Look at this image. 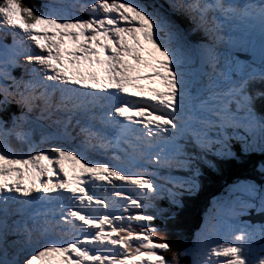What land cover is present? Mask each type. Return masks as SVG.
Segmentation results:
<instances>
[{
  "label": "clouds",
  "instance_id": "9594fccd",
  "mask_svg": "<svg viewBox=\"0 0 264 264\" xmlns=\"http://www.w3.org/2000/svg\"><path fill=\"white\" fill-rule=\"evenodd\" d=\"M143 1L146 2V4H144L141 7H146V12L147 9H150L152 11V17H153L152 19L148 14H146L149 17L150 23L154 25L155 28H160L159 34H155L153 38L145 39L146 44L149 46L151 40H154L156 42L162 40L163 42L168 41L170 43H173L174 45L177 46L178 54L181 57L180 63H177L176 57L171 56L166 51L160 52L159 50L151 49L150 47H149L150 52H145V55H143L140 58L138 56L139 53L141 52L140 47L133 44H129L127 40L122 41L121 45H119L117 41L111 37L110 33H106L105 36H101L99 34L100 33L99 29H97L98 32L96 34H92V33H86L84 31V28H82L83 34H80L78 30L72 32L71 29L68 28L60 29L55 27L56 31L65 32L66 47H68V45H71V43L74 44V46L76 47L77 45L80 44V41L91 39L97 36L103 38L105 42L104 43L97 42L95 43V46H99L101 48L103 47V49H112L113 51H119V50L123 51L124 48L128 50L134 58L139 59L141 68H147L150 73H156L158 75L159 84L153 87H155L160 92V98L162 100L170 101L173 104V106L176 108V110L183 113V115L186 118L185 127L182 128V132L180 135V139H179L180 146L179 149L177 150V153L173 155L172 159L165 160L164 163L166 164V167L164 169H159L155 172L154 175L152 174L150 175L149 180L151 184L149 188L145 189V192L141 191L140 196L136 197L135 202L132 201L131 196L126 191H124L123 195L118 198V201L124 203L125 207L127 208V211L123 214L113 215V218L109 222L107 228L109 229L110 232L104 238L105 244L112 239L116 243L114 246L115 260L113 264L117 263L118 261H121L123 264H141V259L144 256L153 259L152 262H155V264H162V261L158 258L156 252L148 250L150 255L145 252H141V250L144 249H138V247H133L130 243V240L134 235H137V233H135V230L141 227V223L146 218L151 216L152 210L159 208L154 204V202L160 200L162 195L166 191H170L174 187L176 181L185 182V180H183L180 177V174L188 173L195 165L196 160L200 158V150L198 148L200 143L196 139V137L199 138L204 137L211 144L210 150L212 151L214 149L216 150L215 153L212 152L211 161L216 159L217 160L216 162H219L222 159L221 155L227 153L228 145L230 144L231 141H234L235 146H237L238 148L247 149L245 152L246 153L245 157L264 158V146L261 144L264 143V132L259 130L258 127L262 118L261 117L256 118L254 115L250 117V121H251L250 125L251 127H254L253 129L254 138L251 135L250 137L239 138L237 140L229 139L228 141H225L224 139L222 140L218 139L217 136L215 135V131L217 129L215 125L211 123V117L202 118L201 116H196V115H195L196 117L194 116V114H197L196 107L201 99L199 95L195 94L194 91L190 89V82H188L187 79V74L192 77H197L199 74L198 73L199 67L205 70L204 74H206L210 72L209 69L212 66H216L221 62L222 64L225 62H235L238 64L244 63L247 65H244L240 68H236L237 73L241 72V73L250 74L252 72H256V74H260L261 71H264V28L261 27L257 31V35L254 36V39L248 41V43L250 44V51L247 54H239L234 52L233 46L227 42H226L227 43L226 46L223 45L224 42H222L223 44L217 45L218 43H221V41L217 40L215 37H222L224 39V35L227 34L222 32V29L224 27L221 26L220 23L217 26L212 25V27L215 28V31L214 29L209 30L207 29V25L204 24V22H201V21H205L207 18H199L195 12H193L192 10L191 11L193 12V14L188 12L189 10L183 7L181 4L177 5L179 7L178 12L176 13V15H173L167 9L160 6V4H159L160 6L159 8L156 5H154L150 0H143ZM30 2H35L36 5H39V8H37L33 14L28 12V7L30 6L29 5ZM17 5L19 8V12L23 16H25V19L28 22V26H27L28 31H31L32 27L42 28L46 26L48 23H50L48 21H45L42 27H37L33 25L34 23L38 24L43 22V20H45L44 19L45 12L43 11V5L38 0H17ZM180 7L182 9H180ZM1 11H5L7 16L11 20H13L14 23L13 24L11 23L12 25L11 31L12 32L14 31L15 33L16 21L14 19V16H16V14L11 13L10 11H7L6 9L0 7V12ZM20 18H24V17H20ZM54 18L55 17H53V19ZM0 20H2L1 16H0ZM200 23H202L201 26H199ZM232 28L231 30H234ZM206 30L207 33L209 34V37H212L213 39H207L204 40L205 42H200V40L203 39L202 37L204 38L207 37ZM70 32L73 33L71 39L68 37V34ZM165 33L168 34L170 40L163 37ZM125 35L126 34H123L122 38L125 39L126 38ZM24 36L28 37V34L26 33ZM75 36H78V39H74ZM176 37H178L182 41L184 45L183 48L178 46L176 42ZM242 39H244V36H242ZM109 41H113L115 42V44L109 45ZM206 42H208L210 46L214 49V54L210 58H208V60H206L207 59ZM81 47L82 49L80 51H82L83 49H88L90 46L81 45ZM161 56L165 58L166 62L171 63L174 66L176 73L175 75L169 72L168 66L164 61H162ZM62 62H66V61L62 60L59 56L55 60V63H62ZM23 68L24 66H21L20 72ZM43 74H45V70L43 71ZM27 78L30 79L29 76ZM257 85L260 87V92H261L260 97L262 99V97L264 98V92H263L264 80L257 82ZM250 86H252V84L248 85L247 88H249ZM35 92L38 94L39 97H41L42 100H44V98H42L41 96L42 93L41 91H35ZM45 99L47 100V97ZM204 99L207 98L205 97ZM16 104H18L17 101ZM43 105L49 111V118L52 117L51 126L55 129V131L49 128L47 136H44V133L38 132L37 130L38 124L35 123L28 126V133L30 134V136H23L22 133H20L17 136L14 132V128H15V123H18V121L11 115L13 122L10 120V123L0 126V130H1L0 133L5 136L3 141L0 142V156L3 153L8 154L10 157L27 156L28 160L26 162L11 161L12 163L22 165V164L32 163L34 160L39 158L45 152H49L51 154H58L59 152H64V153L67 152L75 156H78L79 158L82 159L84 164L87 165H90L91 163L96 161L106 163L103 159L88 158L82 153V147L85 145L84 144L85 141H82V139L85 140V138L80 139L79 141L80 147L73 148L71 145L66 144L62 148H58L57 144L64 141V138L62 137V133L64 131L63 119L61 116L58 115L59 111L56 109V107L48 106L47 101L45 102V100ZM144 108L149 109L148 106ZM157 109L159 111H163L161 107H157ZM88 114L91 115L90 113ZM247 118H248V112L245 113L233 112L234 122L240 124V129H242L245 125H247ZM32 119L37 121V118L35 117H33ZM22 121H24L25 123L28 122L26 117H24ZM189 124H193L195 127H190ZM201 124H203L206 128L211 130V135H204L201 132ZM194 128H196L197 130H195ZM50 134H57L60 140L48 141L47 137ZM43 143H47L49 145L47 147H42L41 145ZM11 144H15L18 147L12 148L10 146ZM136 145L137 147L139 146V139H137ZM92 147H94L96 152L95 146ZM190 157H192V159L188 160V158ZM245 157L243 158L245 159ZM63 164L65 167L64 173L68 178L75 177L83 170V167L80 164L73 161L67 160L64 161ZM231 164H233V161L227 159L223 164H219L217 169H219V167L228 168L229 166H231ZM3 165L7 166L9 164L0 163V166ZM206 168L216 169V164H214L213 162H208L206 163ZM173 171L174 173H172V175L168 177L169 172H173ZM142 172L148 173L145 171ZM262 172H264V166L262 167ZM203 177L206 178L207 180H210V177L208 176H203ZM243 182H250L256 186H264V182H261L259 184L252 182L250 180L242 179L235 184L234 197L230 199H234L237 196V192H238L237 186ZM199 186H200L198 187L200 192L199 200L201 202V205L204 206L209 202V197H211L210 196L211 191L215 190V186L214 184L206 188H203L200 184ZM221 188H222L221 186L216 187V191ZM178 191L180 192L181 197L185 196L186 194L185 190L178 189ZM71 196L75 200V202H79L78 206L88 216L89 211L88 209H86V207H84L81 204L80 199L76 196L73 195ZM230 199H226L224 202L220 203L215 198H213L212 201L213 204L216 206L217 212H212L206 218L204 216H200L198 207L194 202H191L187 206L186 208L187 217H185L184 219L180 216V213H176L173 216V221L169 224L171 225L172 231L170 230V228H167L168 232L166 233L164 231L165 233H163V242L166 245H168L169 254L179 244V243L175 244L176 241L173 239V237L175 236L178 237V233L182 235L181 238H183L184 236L182 230L186 232L191 230V233L197 234L202 229V232L204 234V239L199 246L194 247L198 250L194 264H221V261L214 262V259L215 258L219 259V254L221 252L220 248H222V245L225 244L223 242V238H224L223 235L225 234L226 226L235 223L237 224L240 221L239 219H234L235 217L233 215H229L227 213V210L225 211V204ZM113 202L116 201L114 200ZM262 208H264V199L258 200L257 205L255 204L253 206H248L247 209L246 207L244 208L248 210V212H250L249 215H251L253 218V222L252 221L250 222L255 223V224H250L252 227V234L246 240L243 239L242 237H237V236L234 239H232L233 245L237 249L236 253L241 251L249 240L251 241L248 242V244H257V247L250 248L247 254L245 253L235 254L238 257V259L243 262V264H248V262L254 261L257 258H261L262 256H264V247L263 248L261 247L262 245H264V209ZM219 219H223V221L226 224L225 227L220 225ZM48 221L60 224L62 230L65 228L71 229V226L68 223L62 225L60 222L57 221H50V220ZM169 233L171 234L172 238H169L167 236ZM168 241H170V244H167ZM148 244L149 243H147V245ZM20 253L21 252H19L17 255H20ZM139 253L141 255H138ZM59 259L60 256H55L49 259V261L52 262L53 264H56ZM258 263L260 262L256 261L255 264ZM14 264H17V262Z\"/></svg>",
  "mask_w": 264,
  "mask_h": 264
},
{
  "label": "rangeland",
  "instance_id": "374dc122",
  "mask_svg": "<svg viewBox=\"0 0 264 264\" xmlns=\"http://www.w3.org/2000/svg\"><path fill=\"white\" fill-rule=\"evenodd\" d=\"M38 1L43 5V11L45 12L44 14L45 20H43V22L38 24L34 23L33 25L37 27H42L45 21L50 22L41 29H43L47 33V35L44 36L43 41L51 47L52 51L58 50L60 47L63 46V42L66 41L65 32L56 31L55 27L60 29L68 27L69 29H71L72 32L78 30L80 34H83V29H82L83 27L93 26L96 27V29H99L100 32L99 34L101 36H105L106 33H110V31L112 30V26L116 24H120L124 22H127L129 24L134 23L135 25L137 24L139 30L134 31L133 37L131 39H128L127 41L129 44H133L136 46L138 45V47L141 48L142 50L141 52L144 53L143 54L139 53L140 55L138 56L140 58L143 55H145V52H150L149 46L146 44L145 39L153 38L155 34H159L160 32V28H155V26L152 25L151 23L148 24V26H146V23L149 21V17L146 14H148L151 19L153 17H152V11L150 9H147L146 12V7H141L143 6L142 5L143 0H38ZM166 1L158 0L160 6L167 9L171 13H175V9L179 8L177 7V5L179 4H181L186 9H188L189 6V4L186 3V1L188 0H166ZM215 1L217 0H205V1L195 0L194 6L189 7V10L195 12L199 18H207L205 21H201V22H204V24L207 25V29L209 30L214 29V31L215 28L212 27V23L213 26H217L219 24H215V22L217 21L218 23H220L221 21V19L218 17V14H221L222 18L225 19L226 21H228V19H232L233 23H235L233 19L234 16L228 11V7H229L228 2H231V0H220L221 2H223V4H225L224 5L225 8L222 9V11H224L225 13H223L218 6L217 8H215L211 5ZM235 5L239 6V3H236ZM0 7L6 9L7 11H10L11 13L16 14V16H14L15 21L17 20L22 22V19L20 17L25 18V16H23L19 12L17 0H0ZM180 9L182 8L180 7ZM124 10H131L133 14L138 18V20L134 22V20L131 18L129 13L124 12ZM0 14L4 19V21L0 20V32L2 31L3 26H5V29L2 32H6L9 26L7 23L13 24L14 22L7 16L5 11H1ZM53 17H55L54 18L55 20L53 19ZM16 26H18L21 32H25V33L30 32L28 34L31 33L35 34L36 31L39 29L36 27H32V30L28 31L27 28H24L19 23H16ZM48 27H54L53 28L54 31L48 29ZM260 27L264 28V23H262ZM72 32L68 34V37L70 39L73 36ZM15 34L16 33H14V31L13 32L11 31V33L9 32V36L11 38ZM121 36L123 37V34H121ZM206 36H209L207 30H206ZM125 37H127V35H125ZM163 37L170 40V37L166 33L163 35ZM21 39L23 43L25 44L27 43L29 45L31 44L28 37L24 36L21 37ZM74 39H78V36H75ZM224 39L226 40L227 43L231 44L232 46H235L240 49L246 48V44L243 43L242 41V35H240V32H238V30L236 31V29L230 32L227 31V34L224 35ZM0 41L1 43H3L6 42L7 39L3 38V36L0 34ZM130 41H132L133 43ZM154 42L161 46L172 45L173 47L176 48L178 52L177 46L174 45L173 43H170L168 41L165 42L154 41ZM13 43L14 44H4V45L6 46L7 51L8 52L10 51V53L13 55V58L10 59L12 63L17 64V57L21 53H24V49L21 48V51H19L15 56L14 49L16 50V47L17 46L21 47V45H19L18 42H13ZM113 44H115V42L113 43V41H109V45H113ZM88 49L92 50L90 47ZM80 53H82V51L79 50L78 54L81 55ZM47 56H49L48 53ZM28 58L31 59V57ZM25 59H26L25 57L21 58V60L23 61H26ZM161 59L167 64L170 73L175 75L176 73L174 66L171 63L166 62L164 57L161 56ZM180 61H181V57L179 56L176 62L180 63ZM244 65L247 64L244 63L238 64L235 62H225L222 64L221 62L216 66H212L209 69L210 72L206 74H204L205 70H203L201 67H199V72H198L199 74L197 77H192L187 74L188 82H190V89L194 91L195 94L199 95L201 99L196 107L197 114H194V116L195 115L201 116L202 118L211 117L213 111H220L221 107L225 105L222 104L224 103L223 101L228 100L230 97H232L233 93H237V92L240 93L242 90L246 92V88H247L246 83L248 81L264 80V71H261L260 74H256V72H252L250 74L241 73V72L237 73L236 68H240ZM26 66L27 68L30 67V63L26 64ZM19 68H21V66L20 67L14 66L11 68L8 56L0 50V89H4L5 92L11 93L13 97L16 99L18 103L17 105H19V107H27L31 112L30 116L25 115V117L28 120L27 123H25L24 121L15 123L14 132L17 136L20 133H22L23 136H30V134L28 133V126L36 123L38 124L37 126L38 132L44 133V136H47L49 128L55 131V129L51 126L52 117L49 118V111L44 107L43 105L44 102L41 99V97H39L38 94L31 89L32 88L30 86L31 81L30 79L27 78L28 74L22 73V75H20ZM18 83L19 85H16ZM233 88H235V91L230 92ZM205 97L207 99H204ZM2 99L3 96L0 93V126L10 123V120L12 121V117L10 114L11 112H9L5 108V106L2 103ZM89 99L90 97L87 98V101H89ZM259 104L262 105L264 104V102L260 101ZM58 111L60 113L59 116H61L62 119H64L65 115H68L64 113L67 110L64 109L63 107H59ZM33 117L37 118V121L32 119ZM70 122L71 124H73L74 129L76 128V124H77L80 131L83 132L82 125L79 124L78 120L70 117ZM189 126L195 127L193 124H189ZM64 128L65 129L62 133V137L64 138V140H66L68 144L73 147H80V142L78 140L86 137L79 134L77 130H75V133H77L76 137L69 136L66 134V126H64ZM194 129L197 130L196 128ZM4 138L5 136L0 133V142H2ZM47 140L58 141L60 139L57 134H50L48 135ZM44 144L47 143H43L41 146L44 147ZM10 146L12 148L18 147L15 144H11ZM26 159L28 160L27 156L10 157L8 154L3 153L0 156V163H8L11 161L25 162ZM218 171H220V169H218ZM172 173H174V171L169 172L168 177L171 176ZM199 184L203 188L213 185V183L210 180H207L203 176L199 178ZM237 191H238L237 196L234 199H230L225 204V211L227 210V213L229 215H233L235 217L234 219H239L240 221L237 224L235 223L226 226L223 219H219L220 225L223 227L226 226L225 229L226 231L225 234L223 235L224 237L223 242L225 244H223L222 248H220L221 252L219 254V259L215 258L214 262L221 261V264H243V262L239 260L235 254L238 253L247 254L250 248L257 247V244H248V242L251 241L249 240L245 244L244 248L236 253L237 249L233 245L232 239H234L237 236V237H242L243 239L246 240L251 236L252 227L250 224H255V223L250 222V221L253 222V218L251 215H249L250 212H248V210L246 209L248 206H253L255 204L257 205L258 200L264 199V186H256L250 182H243L237 186ZM245 207L246 209H244ZM14 245L15 244L11 245V248L7 251V253L6 251H3L2 261L4 262V264L16 263V261L14 260V256L19 253V250L15 249ZM261 247L263 248L264 245H262ZM141 252H145L149 254L148 251L141 250ZM138 255L141 254L139 253ZM256 261L260 262L258 264H264V256H262L261 258H257Z\"/></svg>",
  "mask_w": 264,
  "mask_h": 264
},
{
  "label": "trees",
  "instance_id": "16d2710c",
  "mask_svg": "<svg viewBox=\"0 0 264 264\" xmlns=\"http://www.w3.org/2000/svg\"><path fill=\"white\" fill-rule=\"evenodd\" d=\"M29 5L28 12L32 14L37 8H39V5H36L35 2H30ZM200 42L205 41L201 39ZM206 45V60H208V58L214 54V49L208 44V42H206ZM262 99L264 100L263 97ZM259 102V100L256 102L257 106H260ZM2 103L18 122L24 119V115H31V112L27 107H19V105L16 104L15 99L6 92H3ZM253 112L257 114L256 111ZM250 134L254 138V133L252 131H250ZM198 148L200 150V158L196 160L195 165L188 173L180 174V177L185 180V182L176 181L174 187L170 191H166L160 200L154 202L159 208L152 210L151 216L141 223V227L135 230L137 235H134L130 240L133 247L156 252L158 258L162 261V264H194L198 253V250L194 247L199 246L204 239L202 229L197 234L191 233V230L187 232L182 230L184 237L181 238L182 235L179 233L178 237H173L176 241L175 244H179L169 254V247L163 242V233L168 232L167 228H170L172 231L171 225L169 224L173 221V216L176 213H180V216L184 219L187 217V206L191 202H194L198 207L200 216L206 218L212 212H217L212 199L215 198L218 202L222 203L226 199L233 198L235 184L238 181L246 179L259 184L264 182V172H262L264 158L245 157L247 149L238 148L235 146L234 141L230 142L227 153L221 155L222 159L219 162H216V159L211 161L212 150L203 149L201 146H198ZM243 157H245V159ZM227 159L233 161V164L228 168L219 167L220 171H218V165L223 164ZM208 162L216 164V169H207L206 163ZM202 176L210 177V180L215 186V190L211 191L209 202L204 206L201 205L199 200L200 192L198 188L200 187L199 178ZM218 186H221L222 188L216 191V187ZM178 189L185 190L186 194L184 197L180 196ZM167 236L172 238L170 233ZM147 243L149 244L147 245ZM167 244H170V241H168ZM152 261L153 259L144 256L141 259V264H155V262ZM255 263L256 260L248 262V264Z\"/></svg>",
  "mask_w": 264,
  "mask_h": 264
},
{
  "label": "bare ground",
  "instance_id": "6f19581e",
  "mask_svg": "<svg viewBox=\"0 0 264 264\" xmlns=\"http://www.w3.org/2000/svg\"><path fill=\"white\" fill-rule=\"evenodd\" d=\"M218 7L220 8V10L222 11L223 8H225V4H221L223 2H221L220 0H218ZM187 4H189L188 6V10H189V7L190 6H194L195 4V0H188L186 1ZM225 3V2H224ZM230 3V2H228ZM119 7V6H118ZM121 9V8H120ZM124 12H127L129 13V15L131 16V18L135 21L138 20V18L133 14V12L131 10H124ZM223 13H225L224 11H222ZM227 14V13H226ZM126 15V14H125ZM0 16L2 17V15L0 14ZM117 16V15H116ZM122 16V15H121ZM227 16V15H226ZM119 19V18H118ZM2 20L3 17H2ZM109 20V19H108ZM132 20V21H133ZM229 21H230V24H229ZM102 22V21H101ZM228 24H229V29L227 30L228 32L232 31L231 28L232 27H235L236 30H238V32H241L238 28H237V25L235 23H233L232 19H228V21H226ZM86 23V22H85ZM104 23V22H103ZM109 23V22H108ZM150 24V20L146 23V25ZM215 24H219L217 21L215 22ZM81 25V24H80ZM213 25V23H212ZM78 26V25H77ZM85 26V25H84ZM89 26V25H88ZM106 26V25H105ZM63 27V26H62ZM54 27H48V29L50 30H53ZM68 28V27H67ZM84 28V31L86 33H92V34H96L98 32V30L96 29V27H93V26H89V27H83ZM107 28V27H106ZM152 28V27H151ZM5 29V26H3L2 28V31ZM69 29V28H68ZM138 26L137 24L135 25L134 23L133 24H129L127 22H124V23H120L116 26H114V29L112 31V34L111 36L117 41V43L119 45H121L122 41H126L128 39H131L133 37V32L134 31H138ZM74 30V29H73ZM54 31V30H53ZM26 33L25 32H22L20 35H25ZM121 34H126L127 37L124 39L122 38ZM47 35V33L39 28L35 34L31 33V34H28L30 40L34 43H36L38 45V47L40 49H43V50H48L49 48H51L49 45H47L43 39H44V36ZM207 38L209 39V36H207ZM97 42H105L103 40V38H100V37H94V38H91V39H86V40H82L80 41V44L81 45H86V46H90V47H95V43ZM132 42V41H130ZM135 42V41H134ZM159 42H163L162 40H160ZM19 43V42H18ZM66 43L63 42V45ZM114 43V42H113ZM133 43V42H132ZM3 45L4 44H9V42H3L2 43ZM10 44H14V43H10ZM27 44V43H26ZM136 44V43H135ZM209 44V43H208ZM19 45H21V47H16V50L14 49V54L16 56V54L21 51V48L24 49V52L26 51H34L33 50V47L32 48H28V47H25L23 46L22 44L19 43ZM138 46V45H137ZM144 46V45H142ZM132 47V45H131ZM149 47L151 49H157L159 50L160 52H163V51H166L167 53H169L171 56L173 57H176V60L179 58V54L176 50L175 47H173L172 45H168V46H161V45H158L154 42V40H151V43L149 45ZM148 50V49H147ZM142 51V50H141ZM9 53V56H10V59L13 58V55L10 53V51L8 52ZM119 53H122V50H119ZM141 54H143L144 52H140ZM81 54V53H80ZM30 55H33V53H30ZM140 55V54H139ZM31 58H33V62L30 63V67L27 68L26 64L24 65V68L21 70L20 72V75H22V73H26L28 75H36L38 73H40V77H36L35 79H30V81L32 83H30V86L32 87L31 89L33 91H39L42 86H40L38 83L41 81V77H43V71L44 70H52L54 63L51 64L50 60L48 58H46L44 55H34V56H30ZM165 59V58H164ZM166 61V60H165ZM91 63V62H90ZM123 65V64H122ZM26 68V69H25ZM28 69V70H27ZM170 72V71H169ZM18 76V75H17ZM39 80V81H38ZM9 82V81H8ZM17 82V81H16ZM16 85H19L16 84ZM73 89H71L69 92H68V95L69 93H72ZM26 94V93H25ZM83 95H84V99L86 102H89L87 101V98L88 97H91L89 96L88 94H86V92H83ZM47 101V100H46ZM259 101H262L264 102V100H259ZM56 101H52V103H55ZM64 102H69V103H72V100L69 99L68 97H66L65 95H63V99L60 100V104L64 103ZM62 106V105H61ZM80 109H81V112H86V113H89L83 106H78ZM61 109V108H60ZM65 109V108H64ZM38 111V110H37ZM41 112V111H40ZM65 114H67V111L64 112ZM47 114V113H46ZM41 115V114H40ZM58 115H60V113H58ZM44 119V118H43ZM43 121V120H42ZM63 122H64V126H66V134L69 135V136H73V137H76V134L75 133V130H77L79 132V134H81L82 136L86 137L85 138V142L84 144L87 145V149L86 151L88 152H93L95 151V149L91 146V143H90V140L89 138L87 137V135L84 133V132H81L79 127L77 126L76 124V128L74 129V126L73 124H71L70 122V116L69 115H65L64 116V119H63ZM79 124H81V122H79ZM65 129V128H64ZM80 141V140H78ZM96 142H99V139L96 138L95 139ZM66 144H68V142L66 140H64L63 142L57 144L59 148H62L63 146H65ZM49 144H44V147H47ZM69 145V144H68ZM73 147V146H72ZM75 148V147H73ZM74 150V149H72ZM27 161V159H26ZM25 161V162H26ZM137 191V190H136ZM5 225L2 224L1 227H4ZM15 236L16 235H12V234H7V232H5L4 234H1L0 235V252H1V259H0V264H4V262L2 261V255H3V251H7L11 248V245L12 244H15L14 245V248L15 249H18L19 252L21 250V247H19L16 242L14 241L15 240ZM14 239V240H12ZM12 240V241H11ZM11 241V242H10ZM6 256V255H5ZM5 258V257H4Z\"/></svg>",
  "mask_w": 264,
  "mask_h": 264
},
{
  "label": "water",
  "instance_id": "95a60500",
  "mask_svg": "<svg viewBox=\"0 0 264 264\" xmlns=\"http://www.w3.org/2000/svg\"><path fill=\"white\" fill-rule=\"evenodd\" d=\"M176 42H177V44H178L179 47H181V48L184 47L182 41L178 37H176Z\"/></svg>",
  "mask_w": 264,
  "mask_h": 264
}]
</instances>
